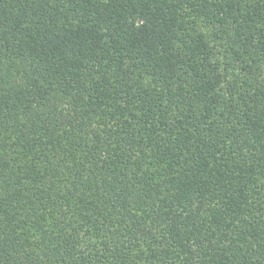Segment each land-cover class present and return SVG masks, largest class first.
Returning <instances> with one entry per match:
<instances>
[{
	"label": "trees",
	"instance_id": "obj_1",
	"mask_svg": "<svg viewBox=\"0 0 264 264\" xmlns=\"http://www.w3.org/2000/svg\"><path fill=\"white\" fill-rule=\"evenodd\" d=\"M0 264H264V0H0Z\"/></svg>",
	"mask_w": 264,
	"mask_h": 264
}]
</instances>
